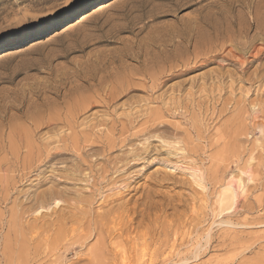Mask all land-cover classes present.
Here are the masks:
<instances>
[{"label":"rangeland","instance_id":"obj_1","mask_svg":"<svg viewBox=\"0 0 264 264\" xmlns=\"http://www.w3.org/2000/svg\"><path fill=\"white\" fill-rule=\"evenodd\" d=\"M84 1L0 0L51 25L0 53ZM116 5L0 67V264H264V0Z\"/></svg>","mask_w":264,"mask_h":264},{"label":"bare ground","instance_id":"obj_2","mask_svg":"<svg viewBox=\"0 0 264 264\" xmlns=\"http://www.w3.org/2000/svg\"><path fill=\"white\" fill-rule=\"evenodd\" d=\"M94 1H96V0H85L84 1V3L85 2H89V3H91V2H94ZM112 0H110V1H107V2H103V3H101L100 5H98L97 7H95V8H93V9H91L92 11H87V12H85V14H83V16H81L82 18H79V19H76V20H72V21H70L67 25H65L64 27H63V29H61V31H58V30H56V31H53V32H56V33H54L52 36H46V37H39V38H36V40H33V41H30L29 43H27V44H25V45H20V47L19 48H7L6 50L4 49L1 53H0V67H2L4 64H7V63H10V62H13V61H16V60H18V59H20V58H22V57H26V55H32V54H35L37 51H39V50H41L42 51V49L43 48H45V47H48V46H53V43L55 42V41H57L58 39L60 40V39H63V38H65V37H69V35H71V34H73V32H76V30H78V32H79V29L78 28H82L84 25H86L85 23L86 22H88V21H92V19L94 20L96 17H101L104 13H108V11L110 12V10L112 9L113 10V7L115 8V5L116 4H118V2H123V1H125V0H116V1H112ZM116 6H118V5H116ZM78 8H80V7H78V6H75V7H72V8H69L67 11H65L64 13H62V14H60L57 18H56V21L55 22H59V21H63L64 19H67V18H69V17H72V14L78 9ZM97 19V18H96ZM258 20V19H257ZM261 22V21H260ZM49 26H51V25H37L35 28H33V29H30L29 31H26L25 33H20L19 35H14V36H7V37H4L1 41H0V47L1 46H3V45H5V44H13V43H17L18 41H20L21 39L22 40H26V39H28V37L29 36H31V35H36V34H40V33H42V31H44L45 29H47ZM256 26L258 27V29L259 30H261L260 28H261V26H260V24H259V21H257L256 22ZM264 27V26H263ZM262 27V28H263ZM80 28V29H81ZM85 28V27H84ZM60 30V29H59ZM264 30V29H263ZM245 32V31H244ZM261 34V33H260ZM240 35H242V34H240ZM245 35V34H244ZM243 35V36H244ZM258 35V34H257ZM256 36V35H255ZM30 38V37H29ZM243 173H245V174H247L246 176H247V178H248V180L249 181H252L253 180V178H254V176H252V174H249V173H247V172H245L244 170H243ZM241 175H242V173H241ZM241 177H243V176H241ZM244 178V177H243ZM244 179H246V178H244ZM247 181V180H246ZM246 181H244L243 182V179H240L239 181H238V183H239V186H238V188L236 187V185L237 184H235V182H234V185H233V183L232 184H230V185H228V187H227V189L225 190V192H228L229 193V195H227V194H222V192H221V194H222V197H220V200H219V209H220V212H221V214L224 212V211H226V210H229V209H231V208H233L234 207V205L236 204L235 202H236V200L238 199L239 200V198H237L238 197V195H239V190L238 189H241L240 191H242V192H245V185H247L245 182ZM254 181V180H253ZM229 182V181H228ZM54 193V192H53ZM58 193V192H57ZM65 193H66V191H65ZM50 194V193H49ZM220 194V195H221ZM58 195V194H57ZM47 196V195H46ZM54 196H56V195H54ZM59 196V195H58ZM61 196V195H60ZM245 196V195H244ZM51 197H53L52 195H51ZM242 197V196H241ZM45 198V197H44ZM56 198V197H55ZM60 199V198H59ZM64 199V198H63ZM61 200V199H60ZM90 200V199H89ZM50 201V200H49ZM57 201H59L58 200V198H56V199H52L51 198V202H54V203H56ZM73 201V200H72ZM46 202V201H45ZM69 202V201H68ZM77 202V201H76ZM37 203V202H36ZM47 203V202H46ZM53 203V204H54ZM84 204V203H83ZM239 204V203H238ZM42 204H40V206H41ZM43 205H44V203H43ZM77 205V204H76ZM89 205V204H88ZM90 206V205H89ZM237 207V206H236ZM234 210V209H233ZM238 210V209H237ZM115 211V210H114ZM108 212H111V210L110 211H108ZM98 213V212H97ZM96 213V214H97ZM115 213V212H114ZM102 215V214H101ZM104 215V214H103ZM99 216V215H98ZM105 216V215H104ZM112 216V215H111ZM97 217V216H96ZM114 217V216H113ZM108 218H109V216H108ZM112 218V217H111ZM89 219V218H88ZM111 220V219H110ZM90 221V220H89ZM99 221V220H98ZM88 222V221H87ZM89 226H90V223H89ZM58 228V227H57ZM59 229V228H58ZM98 229V228H97ZM123 229V228H122ZM75 230V229H74ZM93 230H96V229H93ZM117 230V229H116ZM98 231V230H97ZM118 231V230H117ZM63 232V231H62ZM122 232V231H121ZM94 233V232H93ZM99 233H100V230H99ZM101 233H103V232H101ZM112 233V232H111ZM104 234V233H103ZM82 235V234H81ZM87 236V235H86ZM86 236H84V237H86ZM98 236H99V234H98ZM101 236L102 235H100V238H101ZM82 238H83V236H81V240H82ZM102 238H104V237H102ZM51 240V239H50ZM103 240V239H102ZM75 241H77V240H75ZM105 241V240H104ZM61 242V241H60ZM99 242V241H98ZM104 243H106V242H103L102 244H104ZM101 244V245H102ZM97 245V244H96ZM106 244H104V246H105ZM119 245V244H118ZM100 247V246H99ZM99 247H97V249H96V252H97V250H99L98 248ZM103 249V248H102ZM101 249V250H102ZM103 251H104V249H103ZM94 252V251H93ZM101 253H103L102 251H101ZM124 253H125V251H124ZM103 254H105V253H103ZM103 254H100L99 253V256L101 255V258H102V255ZM98 256V254H93V256ZM98 258V257H97ZM97 258H94L95 260L97 259ZM104 259V258H103ZM101 260V259H100ZM93 261V260H92ZM99 261V260H98ZM104 261V260H103ZM95 262V261H94ZM100 262H97V264H99ZM103 264H104V262H102Z\"/></svg>","mask_w":264,"mask_h":264}]
</instances>
